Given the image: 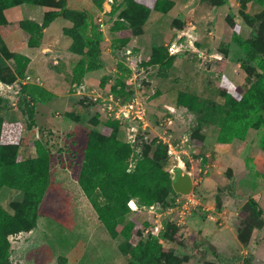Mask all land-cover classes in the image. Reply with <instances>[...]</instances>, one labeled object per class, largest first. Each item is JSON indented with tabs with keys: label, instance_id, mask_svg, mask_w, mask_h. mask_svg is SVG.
Wrapping results in <instances>:
<instances>
[{
	"label": "rangeland",
	"instance_id": "1",
	"mask_svg": "<svg viewBox=\"0 0 264 264\" xmlns=\"http://www.w3.org/2000/svg\"><path fill=\"white\" fill-rule=\"evenodd\" d=\"M9 1L0 9L9 23L0 43V144L17 161L41 163L22 176L25 187L0 185V208L32 227L7 238L2 264H264V129L218 140L228 100L239 102L261 75L264 6L161 0L155 10V0H136L150 9L134 23L126 0ZM25 21L37 26L32 43ZM15 55L28 59L23 77ZM107 120L119 122L117 139L132 150L128 171L147 159L172 181L182 164L194 183L189 195L170 192L152 206L131 200L118 235L79 184L91 135ZM95 199L107 203L98 190Z\"/></svg>",
	"mask_w": 264,
	"mask_h": 264
},
{
	"label": "trees",
	"instance_id": "2",
	"mask_svg": "<svg viewBox=\"0 0 264 264\" xmlns=\"http://www.w3.org/2000/svg\"><path fill=\"white\" fill-rule=\"evenodd\" d=\"M255 1L264 6V0ZM126 2L129 5V18L134 23L143 22L150 9L149 6L136 0H126ZM162 2L155 0L154 9L160 10ZM14 4L15 2L9 0H0V9L4 6L11 7ZM49 18H45V24ZM7 25L9 23L0 15V43L5 35L3 28ZM22 26L30 33L29 43H32L37 26L35 27V24L29 21L22 22ZM239 44L244 48V41L239 40ZM14 61L17 76L23 77V69L28 59L15 55ZM153 63L159 62L154 61ZM257 63L261 75L250 91L247 92V95L242 97L239 102L228 100V108L221 117L222 125L218 136L221 143H229L235 139L244 141L250 128L264 129V59L257 61ZM27 88V85H22L21 90L25 91ZM182 97L184 99L181 100V104L192 107L187 95ZM35 102L36 98L32 96L29 105H26L28 106L27 113L30 124H34ZM119 126L118 121L107 120L104 123L102 133L91 135V141H89L84 152L85 163L79 179V184L94 208L99 221L111 235L122 233L117 229L116 222L130 212L128 204L131 200L138 201L143 206H152L163 200L168 193H176L172 187V181L165 173L160 172L159 167L154 165L153 161L139 160L134 170L128 171L126 162L132 150L128 143L117 139ZM1 127L2 122L0 121V130ZM261 146L264 150V137ZM37 151L42 159L46 158V151L40 142L37 143ZM40 163L41 159L28 163L17 161L14 149L10 145L0 144V185L25 187L22 176L25 173L33 175L36 165ZM162 174L163 176H161ZM95 176L101 177L97 184L94 183ZM29 183L32 185L31 180ZM97 190L106 198V204H100L95 199ZM27 223V220L11 216L0 208V264L7 261L9 257L10 243L7 238L12 234L32 228ZM127 230L129 234L131 226Z\"/></svg>",
	"mask_w": 264,
	"mask_h": 264
},
{
	"label": "water",
	"instance_id": "3",
	"mask_svg": "<svg viewBox=\"0 0 264 264\" xmlns=\"http://www.w3.org/2000/svg\"><path fill=\"white\" fill-rule=\"evenodd\" d=\"M172 187L180 195H189L193 189V179L191 174L185 170L182 164H178L172 169Z\"/></svg>",
	"mask_w": 264,
	"mask_h": 264
},
{
	"label": "built area",
	"instance_id": "4",
	"mask_svg": "<svg viewBox=\"0 0 264 264\" xmlns=\"http://www.w3.org/2000/svg\"><path fill=\"white\" fill-rule=\"evenodd\" d=\"M130 106H131V107H133V105H132V104H131ZM124 115H125V116H127V114H126V113H124ZM129 204H131V203H129ZM131 207H132V206H131Z\"/></svg>",
	"mask_w": 264,
	"mask_h": 264
},
{
	"label": "crops",
	"instance_id": "5",
	"mask_svg": "<svg viewBox=\"0 0 264 264\" xmlns=\"http://www.w3.org/2000/svg\"><path fill=\"white\" fill-rule=\"evenodd\" d=\"M133 201H135V200H133Z\"/></svg>",
	"mask_w": 264,
	"mask_h": 264
}]
</instances>
